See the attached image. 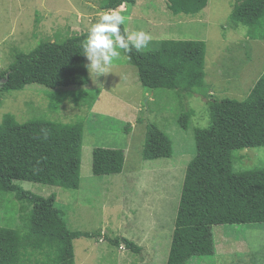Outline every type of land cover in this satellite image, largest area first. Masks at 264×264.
Wrapping results in <instances>:
<instances>
[{"label": "rangeland", "instance_id": "rangeland-1", "mask_svg": "<svg viewBox=\"0 0 264 264\" xmlns=\"http://www.w3.org/2000/svg\"><path fill=\"white\" fill-rule=\"evenodd\" d=\"M103 1L0 0V72L9 68L16 49L30 52L61 34L70 38L87 33L104 11ZM241 1L209 0L196 15H174L165 0H137L135 6L116 9L126 17L124 29L151 34L152 40L142 51L156 49L167 40L206 43L208 95H194L185 108L176 92L145 88L123 50L110 73L99 80L90 76L89 85L83 87L99 90L92 108L77 107L70 100L54 110L48 98L54 91L37 84L2 96L0 125L6 114L15 115L21 123L33 119L68 125L84 122L79 190L17 182L36 195L55 196L56 207L71 230L101 235V239L75 240L76 264L167 263L186 171L196 155V132L210 127L208 99L245 100L264 74V41L254 39L252 28L232 21L233 9ZM188 110H192L191 117L184 123ZM149 125H156L171 139L172 157L143 159ZM96 148L123 150V172L95 176ZM232 160L238 172L264 169V147L236 150ZM19 209L15 196L1 200L0 226L23 230L21 217L28 212L21 214ZM116 237L135 242L142 251L136 253L124 244L113 248L108 238ZM214 239L213 256H195L188 264H264V223L216 226Z\"/></svg>", "mask_w": 264, "mask_h": 264}, {"label": "trees", "instance_id": "trees-1", "mask_svg": "<svg viewBox=\"0 0 264 264\" xmlns=\"http://www.w3.org/2000/svg\"><path fill=\"white\" fill-rule=\"evenodd\" d=\"M165 1L174 15H196L209 3ZM125 4L135 6L137 0H104L102 9L116 10ZM231 17L236 26L252 28L254 39L264 41V0L241 1ZM87 33L70 38L61 34L30 52L16 49L9 68L0 72V104L5 94L37 84L54 91L48 96L54 110L70 100L77 107L92 108L99 90L83 88L91 81L80 47ZM206 48L204 41L167 40L153 50L125 53L145 88L174 91L185 108L194 95H208ZM73 87L79 90H66ZM207 103L210 127L196 132V155L186 171L166 264H188L195 256H213L216 226L264 223V169L238 172L232 160L236 150L264 147V74L247 99L212 96ZM188 111L183 114L184 123L191 117L192 110ZM84 128L83 121L73 125L47 119L21 123L13 114L4 116L0 125V201L13 195L21 214L28 213L21 217L23 230L0 226V264H76L75 240L101 239L98 233L71 230L56 207L55 196L42 197L17 185L27 181L79 190ZM172 155L171 139L156 125H149L143 159ZM125 162L123 150L96 148L92 171L95 176L119 175ZM108 241L113 248L124 244L136 253L142 251L124 237Z\"/></svg>", "mask_w": 264, "mask_h": 264}, {"label": "clouds", "instance_id": "clouds-1", "mask_svg": "<svg viewBox=\"0 0 264 264\" xmlns=\"http://www.w3.org/2000/svg\"><path fill=\"white\" fill-rule=\"evenodd\" d=\"M121 10L123 5L120 6ZM126 17L121 11L108 10L98 14V19L88 29L86 37L81 41L80 47L83 56L89 62L86 67L90 76L97 80L110 73L113 62L120 58L121 50L131 52L146 48L152 40L151 34L139 30L129 31L121 29ZM47 132L45 131V139Z\"/></svg>", "mask_w": 264, "mask_h": 264}]
</instances>
